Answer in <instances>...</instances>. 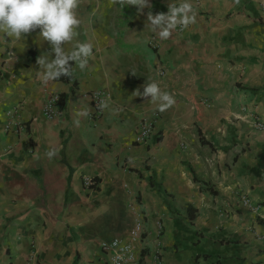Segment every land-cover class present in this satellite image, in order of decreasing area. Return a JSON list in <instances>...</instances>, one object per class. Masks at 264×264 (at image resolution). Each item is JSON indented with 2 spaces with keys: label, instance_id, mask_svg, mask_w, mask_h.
I'll return each mask as SVG.
<instances>
[{
  "label": "crops",
  "instance_id": "1",
  "mask_svg": "<svg viewBox=\"0 0 264 264\" xmlns=\"http://www.w3.org/2000/svg\"><path fill=\"white\" fill-rule=\"evenodd\" d=\"M180 2L149 0L139 13L81 0L76 40L93 55L84 70L72 62L68 82L42 83L37 58L52 56L39 29L19 41L0 33V264H26L32 245V264H103L100 243L128 240L137 219L140 264H264V132L239 119L264 121V0H189L196 23L161 40L147 13ZM151 82L175 99L165 112L133 96ZM97 89L111 95L99 116L87 96ZM53 93L62 115L48 121L40 110ZM20 105L26 130L5 132ZM154 111L158 133L134 144Z\"/></svg>",
  "mask_w": 264,
  "mask_h": 264
},
{
  "label": "clouds",
  "instance_id": "2",
  "mask_svg": "<svg viewBox=\"0 0 264 264\" xmlns=\"http://www.w3.org/2000/svg\"><path fill=\"white\" fill-rule=\"evenodd\" d=\"M239 3V0H235ZM81 0H0V33L19 41L27 34L39 29V37L50 45L47 59L45 55L37 58L40 66L39 75L45 85L50 81L59 80L62 76L71 78L73 73L72 63L84 70L89 58L93 55L90 43H81L76 40L77 29L81 25L77 9ZM109 4L118 5L121 9L135 6L139 13L151 5L149 0H109ZM196 12L189 0L180 3H169L167 13L159 12L155 15L147 13L146 25L158 35L161 40H167L172 32L179 26L182 30L196 23ZM71 45L69 50L65 45ZM54 54V56H53ZM143 92L137 88L134 97H150L151 102L157 105L159 112H165L175 104L172 95L161 90L156 82L145 83ZM100 111L108 108V104L101 101L97 104ZM80 115L87 116L88 112ZM79 124V121H76ZM58 153L48 151L45 155L49 160Z\"/></svg>",
  "mask_w": 264,
  "mask_h": 264
},
{
  "label": "built area",
  "instance_id": "3",
  "mask_svg": "<svg viewBox=\"0 0 264 264\" xmlns=\"http://www.w3.org/2000/svg\"><path fill=\"white\" fill-rule=\"evenodd\" d=\"M154 36H151L149 39V44L153 48H156ZM11 56L12 53H9ZM1 65V63H0ZM158 77H163L165 70L158 68L156 70ZM91 106L95 110L97 116L100 115L102 111L97 108V104L101 101L108 103L111 95L107 90L97 89L91 91L87 94ZM61 98L58 93H53L47 96V99L44 101L41 107V115L45 120L53 121L59 119L62 115L61 107ZM21 110L20 106H15L14 108L7 110L5 112V117L7 122L4 125L5 132H14L20 133L26 130L27 125L22 121L14 120V117L18 115ZM159 119V113L154 111L151 114L144 116L139 123L137 132L134 136V144H146L151 140V138L158 133L157 123ZM240 120H243L247 125L255 131L264 132V121L260 120L256 116H240ZM98 185L97 180L94 177H83L82 186L86 190H94ZM241 202L246 206L250 211L255 212L257 207L253 206L250 202V199L246 196L241 197ZM162 229L161 222H156V233L160 235ZM143 223L141 219H137L133 224L128 240H121L119 238H113L109 242H101L100 249L104 254L103 264H140L144 252V244L142 241L143 238ZM34 248L32 245L31 254L28 255L26 264H32L34 261ZM160 256V250L156 249L154 251V258L158 262Z\"/></svg>",
  "mask_w": 264,
  "mask_h": 264
},
{
  "label": "trees",
  "instance_id": "4",
  "mask_svg": "<svg viewBox=\"0 0 264 264\" xmlns=\"http://www.w3.org/2000/svg\"><path fill=\"white\" fill-rule=\"evenodd\" d=\"M70 63H72V62H70ZM71 80V78H68V77H65V76H62L59 80H57V81H63V82H68V81H70ZM62 97V96H61ZM64 99L63 98H61V104H62V101H63ZM261 223H264V222H262L261 221Z\"/></svg>",
  "mask_w": 264,
  "mask_h": 264
}]
</instances>
